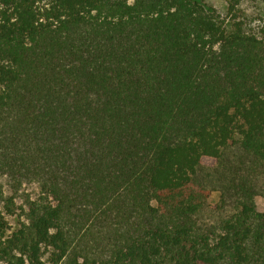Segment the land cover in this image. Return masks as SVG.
Returning a JSON list of instances; mask_svg holds the SVG:
<instances>
[{
  "label": "trees",
  "instance_id": "obj_1",
  "mask_svg": "<svg viewBox=\"0 0 264 264\" xmlns=\"http://www.w3.org/2000/svg\"><path fill=\"white\" fill-rule=\"evenodd\" d=\"M40 1L0 0V167L39 186L27 208L4 199L0 259L80 264L65 220L95 207L147 218L110 264H264L248 184L218 234L191 218L210 195L199 173L228 147L264 172V20L248 31L243 0L229 24L202 0Z\"/></svg>",
  "mask_w": 264,
  "mask_h": 264
},
{
  "label": "rangeland",
  "instance_id": "obj_2",
  "mask_svg": "<svg viewBox=\"0 0 264 264\" xmlns=\"http://www.w3.org/2000/svg\"><path fill=\"white\" fill-rule=\"evenodd\" d=\"M41 0L40 5L43 6ZM208 6L213 7L217 13L229 24L228 1L229 0H202ZM241 19L244 20L246 29L250 32H258L263 26L264 3L262 0H243L240 5ZM97 18L104 19V13H98ZM1 153H7L5 150ZM253 158L242 152L237 145L228 147L224 152L222 162L213 168L205 167L197 178L198 185L202 184L210 195L205 200L201 213L191 218L199 224L201 232H209L215 235L220 232L221 223L229 218L237 210L241 200V191L237 186L241 182L248 184L254 194L257 210L264 212V172L259 169L257 173L247 172ZM39 190L37 182L24 178L23 185L15 184L11 171L8 167H0V208L4 199L14 197L17 207H25L28 198H35ZM222 195L224 197L222 198ZM28 206H26L27 208ZM97 210L96 212H98ZM20 218L9 217L11 230H17L19 222H24L25 213L17 210ZM95 212V207L89 212V218H67L66 228L69 232L72 256L78 255L80 264H110L112 244L117 243L123 236L135 234L137 225L147 218H142L140 212L133 210L129 218H113L102 216L100 218ZM45 254L44 259L47 260ZM0 264H7L0 259Z\"/></svg>",
  "mask_w": 264,
  "mask_h": 264
}]
</instances>
